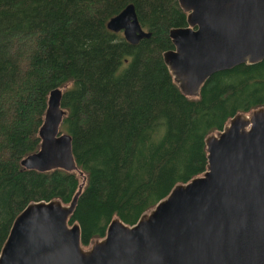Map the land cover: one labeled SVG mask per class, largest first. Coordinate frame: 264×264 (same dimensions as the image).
Segmentation results:
<instances>
[{
  "label": "trees",
  "instance_id": "trees-1",
  "mask_svg": "<svg viewBox=\"0 0 264 264\" xmlns=\"http://www.w3.org/2000/svg\"><path fill=\"white\" fill-rule=\"evenodd\" d=\"M130 4L151 34L137 45L107 29ZM186 17L176 0H0V251L27 205H68L82 182L20 166L39 150L52 90L63 89L60 132L85 177L69 220L85 247L112 219L133 226L201 176L206 137L264 106V61L213 75L196 99L182 95L162 55Z\"/></svg>",
  "mask_w": 264,
  "mask_h": 264
},
{
  "label": "water",
  "instance_id": "water-1",
  "mask_svg": "<svg viewBox=\"0 0 264 264\" xmlns=\"http://www.w3.org/2000/svg\"><path fill=\"white\" fill-rule=\"evenodd\" d=\"M176 1L186 27L169 31L173 49L162 57L183 96L196 99L213 75L264 61V0ZM107 29L131 45L151 36L131 4ZM62 93H49L39 150L20 166L74 173L82 182L68 205H27L13 221L0 264H264V106L206 137L201 176L176 185L133 226L112 219L105 236L85 247L79 224H69L85 177L71 137L60 132Z\"/></svg>",
  "mask_w": 264,
  "mask_h": 264
}]
</instances>
